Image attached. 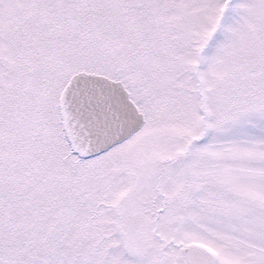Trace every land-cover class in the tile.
<instances>
[{"label": "snow or ice", "instance_id": "6c2138e0", "mask_svg": "<svg viewBox=\"0 0 264 264\" xmlns=\"http://www.w3.org/2000/svg\"><path fill=\"white\" fill-rule=\"evenodd\" d=\"M0 264H264V0H0Z\"/></svg>", "mask_w": 264, "mask_h": 264}]
</instances>
